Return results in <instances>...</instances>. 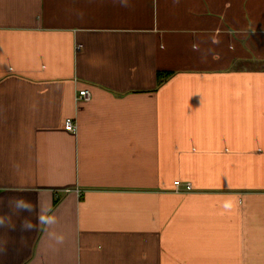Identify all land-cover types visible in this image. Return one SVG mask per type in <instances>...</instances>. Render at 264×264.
I'll use <instances>...</instances> for the list:
<instances>
[{"label": "crops", "instance_id": "obj_1", "mask_svg": "<svg viewBox=\"0 0 264 264\" xmlns=\"http://www.w3.org/2000/svg\"><path fill=\"white\" fill-rule=\"evenodd\" d=\"M0 219V264H264V0H0Z\"/></svg>", "mask_w": 264, "mask_h": 264}, {"label": "clouds", "instance_id": "obj_2", "mask_svg": "<svg viewBox=\"0 0 264 264\" xmlns=\"http://www.w3.org/2000/svg\"><path fill=\"white\" fill-rule=\"evenodd\" d=\"M15 207L17 210H26V211H33V208L30 203L24 201L23 199H16L14 201ZM37 221L40 225L43 226V230L48 233L50 239H52L56 244H61L64 241V235L58 234L55 231L49 232V228L54 226L57 223V219L55 213L53 212L52 208L45 207L41 208L40 211L37 213ZM4 225V220L0 219V226ZM35 226L29 220H25L22 223L23 230L31 231Z\"/></svg>", "mask_w": 264, "mask_h": 264}, {"label": "built area", "instance_id": "obj_3", "mask_svg": "<svg viewBox=\"0 0 264 264\" xmlns=\"http://www.w3.org/2000/svg\"><path fill=\"white\" fill-rule=\"evenodd\" d=\"M92 95L88 90H80L75 95L76 103H88L91 101ZM65 130L70 133H75L78 129V125L74 119H66L64 124ZM193 191L191 183L183 185L180 181H176L173 184V193L175 194H187Z\"/></svg>", "mask_w": 264, "mask_h": 264}, {"label": "trees", "instance_id": "obj_4", "mask_svg": "<svg viewBox=\"0 0 264 264\" xmlns=\"http://www.w3.org/2000/svg\"><path fill=\"white\" fill-rule=\"evenodd\" d=\"M171 74L169 73H163V72H159L157 74V81L158 84L161 85Z\"/></svg>", "mask_w": 264, "mask_h": 264}]
</instances>
